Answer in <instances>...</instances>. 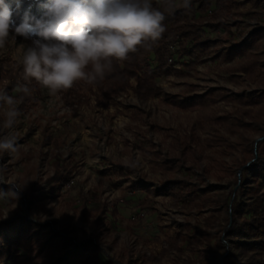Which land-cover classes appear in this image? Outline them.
Here are the masks:
<instances>
[{
  "label": "rangeland",
  "instance_id": "rangeland-1",
  "mask_svg": "<svg viewBox=\"0 0 264 264\" xmlns=\"http://www.w3.org/2000/svg\"><path fill=\"white\" fill-rule=\"evenodd\" d=\"M220 5L218 20L236 31L229 44L248 43L251 33L264 27V0H220L215 7ZM30 44L31 40L16 36L0 51V60L11 59L21 65L24 46ZM224 48L218 42L193 68L167 61L168 71L156 81L161 96L146 101L139 100L132 87L120 94L117 107L95 108L91 102L76 114L46 88L35 106L20 109L17 101L21 114L11 131L17 134L20 147L14 155L0 154L6 166L0 185L12 188L9 181L25 185L12 189L18 192L17 198L0 200V217L27 216L50 222L55 230L76 241L93 238L108 258L123 264H183L186 260L204 264V250L215 245L214 235L202 236L203 232L215 233L205 225L210 211L178 203L151 185L164 179H186L201 188L222 186L211 193L214 196L222 192L238 195L239 186L232 180L239 178L240 169L234 160L242 158L243 148L255 153L254 144L260 143L264 134V69L253 81L243 73L228 76L220 69L222 65L235 67L242 61L235 57L224 62ZM260 60L264 64V57ZM134 83L129 80L131 86ZM204 94L208 96L203 113L213 118L207 117L199 128L198 109H190L186 102L189 98L197 103ZM4 120V108L0 107V133L10 131L3 128ZM196 137L200 148L193 142ZM181 138L199 152L190 158L198 175L195 169L180 168V163H173L168 173L153 170L148 164L149 152L170 159L180 156ZM136 139H141L143 149ZM225 139L228 147L222 142ZM258 148L264 147L259 144ZM55 155L70 173L65 187L48 181L54 173ZM180 161L183 167L189 166V160ZM115 164L130 168L129 179L113 170ZM131 181L151 190L147 198L152 209L144 216L138 204L145 192L130 189ZM65 188L71 192L66 193ZM91 192L100 193V200L108 206L106 217L97 223L86 218ZM84 199L88 201L84 203Z\"/></svg>",
  "mask_w": 264,
  "mask_h": 264
},
{
  "label": "trees",
  "instance_id": "trees-1",
  "mask_svg": "<svg viewBox=\"0 0 264 264\" xmlns=\"http://www.w3.org/2000/svg\"><path fill=\"white\" fill-rule=\"evenodd\" d=\"M22 2L24 7H27L28 0H22ZM218 2L220 0H191V7L185 9L179 6L181 0L179 2L175 0L178 5L175 10L165 12L166 31L150 50L140 47L136 53L130 54L128 60L114 61L113 70L106 74L102 81L93 84L77 81L72 88L60 90L56 94L73 114L78 113L82 107H89L91 102H94L95 108L117 107L120 105L117 98L131 87L135 96L141 101L156 98L162 93L156 81L168 71L166 69L167 61L172 62L173 60L186 68H193L211 54L210 48L218 42L225 46L222 56L224 62L235 57H239L242 61L235 67L223 64L220 69L230 77H239L237 73H243L249 80H256L260 70L264 69V64H261L260 60L261 57H264V27L255 29L251 33L248 43L229 44L236 31L232 32L234 26L218 20L220 8H223L221 5L215 7ZM9 3H13V0H9ZM152 4L153 7L164 10V0H152ZM32 11L36 13L37 9L33 7ZM15 19L17 23L20 22L19 17H15ZM130 79L135 82L133 86L129 84ZM18 81L22 84L27 83L22 79V65L11 59H1L0 89L14 96L20 104V109L35 106L43 87L33 80L27 84L31 89V94L25 95L14 90ZM208 94L201 95L197 103L190 101L189 98L186 102V106L190 109H198L196 118L199 128L200 125L202 127V121L207 117L213 118L203 113L202 109ZM250 99L251 97L248 100ZM122 107L127 112L130 111L128 107ZM261 137L255 153L251 149L243 148L240 150L242 158L234 160L237 170L240 169L239 178L232 180L236 187L239 186L238 195L234 192L232 196H228L222 192L214 196L211 193H215V190L222 186L209 184L201 188L200 185L186 179H164L157 185H151L157 189V192H167L178 203L198 211L203 209L210 211L206 217L205 225L207 230L215 229V233L203 232L202 236L207 238L214 235L215 245L208 246L204 250L206 255L204 264H264V148H258L259 144L264 147V134ZM136 140L139 142L140 148L143 149L141 139ZM185 141L186 138H181L178 141L179 145L183 147L181 154L183 156L179 154L181 157L176 155L170 159L162 157L158 153L149 152L151 157L148 164L153 170L168 173L171 168H174L173 163H180V168L186 171L195 169L197 174V168L190 158H195L194 155L199 152L196 148L187 145ZM193 142L198 143L197 147L199 148L202 145L199 143L198 137ZM222 142L226 146L228 141L225 139ZM180 158L189 160V166L183 167ZM176 160L177 162H173ZM61 161V157L55 155L54 173L48 181L56 186L65 187L70 181V173ZM2 162L3 158L0 157V164ZM113 170H117L123 179H129L130 168L115 164ZM128 187L145 192L144 198L138 204L140 214L144 216L148 210L152 209L147 198V194L151 190L135 181H131ZM9 189V187L0 185V190L5 193ZM65 189L66 193L71 192L69 188ZM7 199L12 198L8 196ZM88 200L91 205L88 206L89 212L86 214V218H93V223L103 220L108 212V206L100 200V193H89ZM88 200L84 199V203ZM84 203L83 205L86 207L87 204ZM233 251H237V254H234ZM0 264L123 263L108 258L93 238L76 241L66 232L55 230L50 222L16 215L10 219L0 217ZM183 264H193V262L186 260Z\"/></svg>",
  "mask_w": 264,
  "mask_h": 264
},
{
  "label": "clouds",
  "instance_id": "clouds-1",
  "mask_svg": "<svg viewBox=\"0 0 264 264\" xmlns=\"http://www.w3.org/2000/svg\"><path fill=\"white\" fill-rule=\"evenodd\" d=\"M13 3L0 0V51L16 36L31 40L20 61L27 83L18 81L14 89L25 95L31 94L27 84L33 80L52 94L72 88L77 81H102L113 70L114 61L128 60L140 47L150 50L166 31L165 12L178 6L175 0H164L163 11L153 7L152 0H28L27 7L22 0ZM179 6L189 9L191 0H181ZM0 107L4 108L3 128L10 130L0 133V154L14 155L20 147L17 134L11 131L21 114L17 99L0 91ZM5 171L0 164V183ZM8 184L12 188L6 193L0 190V200L17 198L18 192L12 189L25 185Z\"/></svg>",
  "mask_w": 264,
  "mask_h": 264
},
{
  "label": "built area",
  "instance_id": "built-area-1",
  "mask_svg": "<svg viewBox=\"0 0 264 264\" xmlns=\"http://www.w3.org/2000/svg\"><path fill=\"white\" fill-rule=\"evenodd\" d=\"M169 62H170V60H169Z\"/></svg>",
  "mask_w": 264,
  "mask_h": 264
}]
</instances>
